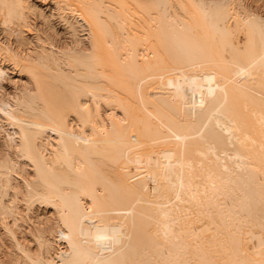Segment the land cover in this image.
I'll list each match as a JSON object with an SVG mask.
<instances>
[{
  "label": "bare ground",
  "instance_id": "bare-ground-1",
  "mask_svg": "<svg viewBox=\"0 0 264 264\" xmlns=\"http://www.w3.org/2000/svg\"><path fill=\"white\" fill-rule=\"evenodd\" d=\"M0 264H264V0H0Z\"/></svg>",
  "mask_w": 264,
  "mask_h": 264
},
{
  "label": "rangeland",
  "instance_id": "rangeland-1",
  "mask_svg": "<svg viewBox=\"0 0 264 264\" xmlns=\"http://www.w3.org/2000/svg\"><path fill=\"white\" fill-rule=\"evenodd\" d=\"M57 27H60V25L59 26H57ZM60 28H62V27H60ZM61 30V29H60ZM65 37V36H64ZM63 37V39H67V37L66 38H64ZM10 73V75H11V77H13V79H16L17 77H16V73H15V71L13 70L12 72L11 71H9Z\"/></svg>",
  "mask_w": 264,
  "mask_h": 264
}]
</instances>
